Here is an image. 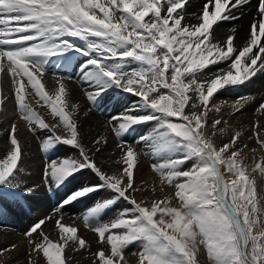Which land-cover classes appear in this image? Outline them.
<instances>
[{
  "label": "snow or ice",
  "instance_id": "1",
  "mask_svg": "<svg viewBox=\"0 0 264 264\" xmlns=\"http://www.w3.org/2000/svg\"><path fill=\"white\" fill-rule=\"evenodd\" d=\"M188 5L189 0H0V114L13 103L30 134H43L39 147L49 154L43 183L50 192L85 171L98 181L67 195L54 209L59 218L46 216L25 232L26 264H72L66 250L89 249L80 229L63 223L62 210L101 191L109 195L82 214L83 228L100 245L93 264H129L125 252L137 243V264H200L201 246L209 264H264V195L257 183V175L264 177V156L256 158L264 152V138L257 134L259 148L249 149L243 133L224 118L226 102L215 101L220 92L264 72V0H257L241 44L234 26L223 39L216 29L240 19L237 13L251 0H205L191 14L195 23ZM77 56L84 59L74 64ZM50 64L56 69L51 86ZM77 72L87 110L73 101L70 84ZM111 91L132 102L103 125L120 152L116 169L108 172L95 159L108 136L98 134L88 146L82 125ZM247 102L238 97L229 116ZM256 111L264 114V103ZM6 131L0 201L16 199L27 148L15 122ZM224 136L227 141L218 144ZM60 147L75 155H55ZM245 149L253 153L251 164ZM143 159L151 161L156 179L152 198L138 200V193L148 192L136 182ZM33 191L24 188L25 195ZM120 202L127 206L105 221ZM48 221L58 230L56 241L44 231ZM15 250V244L0 248V264Z\"/></svg>",
  "mask_w": 264,
  "mask_h": 264
},
{
  "label": "bare ground",
  "instance_id": "2",
  "mask_svg": "<svg viewBox=\"0 0 264 264\" xmlns=\"http://www.w3.org/2000/svg\"><path fill=\"white\" fill-rule=\"evenodd\" d=\"M204 2L205 0H189L187 12L189 14V19L192 23H195L196 21L191 16V14L198 13ZM256 3L257 0H251L252 6H246L243 9V14L237 13V15H240V19L236 21L221 23L220 26L216 29L217 38L218 39L226 38V36L229 34V30L234 26L238 30V36H239V39L236 41V43L237 44L243 43L255 15ZM83 59L84 57L77 56L76 60L74 61V64L80 62ZM71 70L72 69H69V71ZM54 71H56L54 64H50L49 72L46 76L49 86L53 84L52 74ZM78 76L79 73L77 72L76 75L73 76V80L70 84V87L73 90V101L80 103L84 108V110H87L88 104L83 95V89L81 88V85L78 82L77 79ZM254 82H257L259 86L255 87ZM8 86L9 85H5V90H7ZM238 97H247L248 102L244 105V107L240 110V112L235 113V115L229 116V113L233 111V109L229 106L232 105L237 100ZM215 101L217 105L225 104L226 102L224 108L222 109L224 113V118L228 119L229 124L233 129L239 130L243 133V137L245 139V142L249 145V149L259 148V145L256 142H254L256 140L255 139L256 135L254 134L259 133L264 135V114L256 111L259 104L264 103V72L258 73L256 77L252 78L249 82H246L242 86L229 88L220 92L215 96ZM32 103H33V107L37 111L46 114L47 110L45 108L41 107L40 105H37L34 100L32 101ZM125 106L127 105H125L124 102L121 101V96L119 92L117 91L109 92L104 97L103 101L100 103L99 108L98 109L93 108L91 113L89 114V118L87 122L83 123L82 125L86 133V139L84 141L85 144L91 146V140L94 137H96L98 134L107 135L109 137L110 132H107L103 127V125L106 122V119L109 116L115 114L117 111H122L123 107ZM46 118L51 119L50 116H46ZM81 120H83L82 114H81ZM13 122H15L17 125L20 124V126L18 125L19 138L21 140L26 141L27 143V148L24 151V158L22 165H25L23 167L29 168L28 171L25 170V172H29V175L26 176H28L27 178L28 180L33 178L32 181L29 183L31 184V187H35V191H33L31 195H25L24 186H21V188L18 190V191H23L21 194L26 198V204L28 205V209H24L18 203V201H16V199L11 201H9L10 199H4L3 201H0V205L3 208V212L1 214V216L3 217L1 218L0 216V248L9 247L12 244L17 245V250L13 251L10 256H7V264H26L28 260L27 253L30 251V249L27 243V238L25 237L24 234L32 226L31 223L34 224L38 220L43 219L45 213H49L51 212V210L55 209L57 207L56 204L58 202H61L66 195H69V192L71 190H74V188L77 187L78 183L82 181L83 175L90 172L85 171L82 174L78 175L70 183L58 189V191L56 190L55 195H51V196L49 194L47 195L45 191L44 193H42V190H44L43 189L44 183L41 184V182L37 181L38 179H40L39 176L41 175H34L32 174V172L41 171L42 165L44 163L46 164L49 158V154L42 152L39 147L40 140L43 138V134H41L40 137H33L28 131V128H24L22 126L23 121H21L19 119V116L16 114L15 105L13 103H9L6 112L0 114V139L3 140L2 142L5 145L10 143L7 140L6 130L10 128V124ZM149 130L150 127L148 128L147 131ZM249 137H251V139H248ZM226 141H227V136H224L221 137L219 140H217V143L219 144ZM249 149H245L244 155L247 156V159L251 164L252 163L251 158L253 157V153ZM72 151L74 150H72L71 148L60 147L58 152L55 153V155H60V156L71 155ZM3 155H5V153L0 152V158H3ZM102 155L103 154L96 155L95 159L97 163L105 171L108 172L114 171L115 164L113 162L111 163L113 164V166H108L106 162L98 159V157ZM258 155L264 156V152H258L256 154L257 159H259L257 157ZM103 157L106 156L103 155ZM150 163H151L150 160L143 159V162L139 165V172L136 175V182L145 179L150 186H153L154 179L152 178V175H154V173L151 171ZM90 177L94 178L93 175H89L87 178L89 179ZM257 183L259 190L261 192H264V188H263L264 177H260L259 175H257ZM87 184L88 183L86 182V185ZM149 192L150 191L148 190L147 194ZM107 194L109 195L108 192L101 191L92 194L89 198H85L81 201L74 203V205L77 208L76 211L78 215H80V221L78 225L74 224L73 226H76L80 229L79 234L84 236L85 239L91 244V247L96 250H98L100 247V245H98L97 243V237L90 230L83 228L82 214L86 211L88 207L92 206L96 201H100L106 198ZM147 194L138 193L137 199L139 200L142 197L145 199V196ZM157 194H159L158 189H157ZM174 202L175 201H173V203ZM174 204H177V202H175ZM120 209L121 208L118 204L116 208H114L111 212L108 213L107 217H104L105 221L113 218ZM18 217H20V219H18ZM49 238L54 241L56 239V237H52L51 235H49ZM58 239H59V234L57 236V240ZM80 257H75V260H78L77 262H84L85 258L80 261L81 259ZM71 260H72V264L76 263L74 262L75 260L73 258ZM132 260L134 261V258Z\"/></svg>",
  "mask_w": 264,
  "mask_h": 264
},
{
  "label": "rangeland",
  "instance_id": "3",
  "mask_svg": "<svg viewBox=\"0 0 264 264\" xmlns=\"http://www.w3.org/2000/svg\"><path fill=\"white\" fill-rule=\"evenodd\" d=\"M224 64H220L219 66H223ZM216 68V67H215ZM213 72V71H212ZM254 84L255 85H257L258 83L257 82H254ZM119 96V95H118ZM120 96H122L121 94H120ZM122 98H123V96H122ZM121 101H123V100H121ZM127 101H131L132 102V97L131 96H127ZM124 104L125 105H127L125 102H124ZM103 105H105V104H103ZM19 126H20V124H18ZM25 125V126H24ZM18 126V127H19ZM22 126L24 127V128H27V126H26V123L25 122H23L22 123ZM148 130V128L147 129H144V128H142V129H140V130H138V132L135 134L136 136H138L140 133H142V132H146ZM257 134H259V133H256V134H254V135H256L257 136ZM262 135L263 134H259V136H260V138H264V135H263V137H262ZM7 136V135H6ZM256 136H255V139H256ZM135 137L134 136H129L128 137V140H129V142H132L133 141V139H134ZM7 140H8V138H7ZM0 145H5L2 141V139H0ZM254 142H256V140L254 141ZM117 143H118V140H117V138L113 135V134H111L110 133V136L108 137V144H107V146L106 147H104V149H103V151L101 152V153H99V154H103V155H105L106 157H103V155L102 156H99L98 157V159H100V160H102V161H104V162H106L107 164H108V166H113V164H111L112 162L114 163V161L116 160V159H118L119 158V156H120V152H119V150L117 149V147H116V145H117ZM258 146V145H257ZM74 153V154H73ZM71 155H75V152L74 151H72V153H71ZM245 156V155H244ZM262 155H258L257 157L258 158H260ZM246 158H247V156H245ZM110 163V164H109ZM248 163L250 164V162L248 161ZM23 166H25V165H22L21 166V168H20V173H21V177H22V185L21 186H27L28 185V187H31V184L29 183V182H31L32 181V179H27L28 178V176H26V175H29V172H25V170H29V168L28 167H23ZM190 166V165H189ZM44 167H45V163L42 165V167H41V171H39V172H32V174H34V175H41V176H39V178L40 179H38L37 181H39V182H41V184H43V169H44ZM116 165L114 166V170L116 169ZM34 169V168H33ZM40 170V169H39ZM90 172V171H89ZM89 175H93L94 176V178H87ZM32 176V175H31ZM85 178V179H84ZM152 178L153 179H156L155 178V176L154 175H152ZM86 180V181H85ZM95 182H94V181ZM85 184H84V183ZM86 182L88 183L87 185H89V184H95V183H97L98 181H97V179H96V177H95V175L92 173V172H90V173H87V174H84L83 175V177H82V181H80L79 183H78V185H77V187L76 188H74V190H72V191H75L77 188H80L81 186H84V185H86ZM142 182H146V180L144 179V180H142V181H139V182H137V185L138 186H143L144 188H146V189H148L150 192L145 196V199H151L152 198V194H151V187L152 186H150L147 182L146 183H143L142 184ZM152 182H153V180H152ZM158 182V181H157ZM74 184V183H73ZM81 184V185H80ZM262 185V184H261ZM73 186V185H72ZM79 186V187H78ZM47 188V186L45 187V184H44V190H42V193H44V191H45V189ZM263 188H264V186H263ZM58 191V190H57ZM71 191V192H72ZM166 191H169V192H171V189H166ZM23 191H18L17 190V194L18 193H22ZM70 192V193H71ZM69 193V194H70ZM55 194H56V191H55ZM54 194V195H55ZM261 194L262 195H264V192H261ZM107 196H108V194H107ZM162 197V194H156V198H161ZM65 198V197H64ZM63 198V199H64ZM12 199H10L9 201H11ZM175 201V200H174ZM176 202V201H175ZM174 202V203H175ZM59 203V202H58ZM58 203L56 204V205H58ZM1 206V205H0ZM119 206H120V208L122 209V208H124V207H126L127 205L126 204H124L123 202H120L119 203ZM178 206V205H177ZM11 207V206H10ZM26 208L28 209V205L26 204ZM76 206L74 205V203L73 204H71V205H69V206H65L64 208H63V210H62V215H63V217H64V219H63V223H65V224H69V225H74V224H76V225H78L79 224V221H80V215H78V213H77V211H76ZM1 214L2 213H0V216H1ZM55 216L56 218H59V215L60 214H56V213H54V209L51 211V212H49V213H45V215L43 216V218L44 217H46V216ZM3 216H1V218H2ZM16 217H17V215H16ZM107 217V216H106ZM18 219H20V217H18ZM32 225H33V223H31ZM57 229H55L54 227H53V221H48L47 222V227H45L44 228V231H45V233L49 236V235H51L52 237H56V239H55V241L57 240V236H58V234H56V233H58V230L56 231ZM57 235V236H56ZM26 240V239H25ZM88 244L90 245V248L89 249H87V250H79V251H71V250H66L67 251V255L69 256V257H72L74 260H75V257H80L81 259H80V261L81 260H83L84 258V262H77L78 260H75L74 262H76L75 264H82V263H84V264H93V261H95L96 260V257L93 255V253H95L97 250L96 249H93L92 247H91V244L88 242ZM139 250H140V245H139V243H137V244H134V245H132V246H130L127 250H126V252H125V256H126V259L129 261V264H137L136 262H137V259H138V257L137 256H134L133 255V253H136V252H139ZM75 253V254H74ZM76 254H77V256H76ZM75 255V256H74ZM71 258V259H72ZM134 258V261L132 260ZM87 259V260H86ZM136 260V261H135ZM199 260H200V264H209V261H208V258H207V253H206V251L204 250V248H203V246H201V251H200V255H199ZM90 262V263H89Z\"/></svg>",
  "mask_w": 264,
  "mask_h": 264
}]
</instances>
